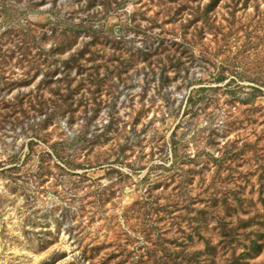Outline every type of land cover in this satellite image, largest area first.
I'll return each mask as SVG.
<instances>
[{
    "label": "rangeland",
    "instance_id": "obj_1",
    "mask_svg": "<svg viewBox=\"0 0 264 264\" xmlns=\"http://www.w3.org/2000/svg\"><path fill=\"white\" fill-rule=\"evenodd\" d=\"M0 264H264V0H0Z\"/></svg>",
    "mask_w": 264,
    "mask_h": 264
}]
</instances>
